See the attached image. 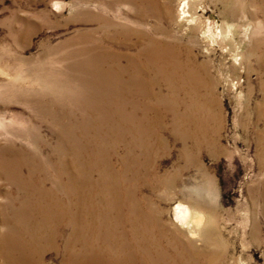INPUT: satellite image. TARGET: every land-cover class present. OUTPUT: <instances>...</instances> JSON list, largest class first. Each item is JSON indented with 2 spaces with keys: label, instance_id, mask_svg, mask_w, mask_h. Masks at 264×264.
I'll return each instance as SVG.
<instances>
[{
  "label": "rangeland",
  "instance_id": "obj_1",
  "mask_svg": "<svg viewBox=\"0 0 264 264\" xmlns=\"http://www.w3.org/2000/svg\"><path fill=\"white\" fill-rule=\"evenodd\" d=\"M184 3L188 7L180 19ZM132 6L115 0H0V160L14 157L20 165L16 171L2 168L0 211L6 215L13 205L39 208L32 193L17 192L23 182L34 193L48 191L58 204L52 213L68 218L78 206L81 213V205H74L78 185L90 183L92 205L86 208L106 222L99 227L92 216L86 229L77 224L86 236H70L72 242L71 229L58 228L50 248L45 238L30 237L46 234L47 228L21 215L15 245L31 250V264H64L66 258L73 264L77 256H89L88 245L95 247L93 253L111 252L105 244L114 240L115 219L131 240L132 227L143 228L136 222L140 215L172 229L184 246L199 243L200 248L186 250L189 260L264 264V114L256 115L264 106V0H141ZM137 13L148 26L146 39L169 43L182 60L189 55L193 68L201 66L199 80L208 84L172 97L169 115L160 100L132 97L154 108L146 114L152 131L145 129L142 141L134 125H118L113 98L98 96L102 87L82 76L96 95L84 94L79 80V72L86 71L80 65L85 41L122 50L114 28L132 34ZM225 25L230 29L220 40ZM129 35L126 40L135 42ZM151 83L150 90L162 95L164 80ZM207 88L219 104L213 114L219 120L207 122L200 110ZM195 105L197 125L182 141L170 119L184 109L192 117ZM106 106L104 119L94 107ZM13 197L17 201L11 205ZM178 205L203 215L207 232L200 240L206 243L174 227ZM6 230L0 226L1 234ZM2 252L0 264H10Z\"/></svg>",
  "mask_w": 264,
  "mask_h": 264
},
{
  "label": "bare ground",
  "instance_id": "obj_2",
  "mask_svg": "<svg viewBox=\"0 0 264 264\" xmlns=\"http://www.w3.org/2000/svg\"><path fill=\"white\" fill-rule=\"evenodd\" d=\"M115 1L124 3L130 8L133 7L132 4L140 5L141 2V0ZM144 4L147 5L148 2ZM187 7V4L184 3L182 5V9L179 10L178 17L180 19L184 18ZM138 11H140V9ZM132 19L137 24L134 27L135 31L130 35L119 33L120 30L117 26L116 28L112 27L122 41L121 48L119 47L122 50L112 47H109L108 49H100L97 48V46L92 45L90 40L85 41L84 47L86 54L83 53V60L80 65L82 66L83 64L86 67V71L79 72V80L84 94L86 92L91 95H96L93 94V89L90 87L87 88L85 81L81 78L82 76H84L86 80L92 79L99 87H102L103 94L98 96L104 99L108 97L113 98L114 101L110 99L106 100H110L114 103L118 125L122 126L126 124L132 127L134 125L135 128L139 130L136 132L134 131L136 138L138 141H142L145 136V129L151 130V123L146 114L154 108H152L153 106L149 107L151 105L148 106L144 103H140L132 97H137L150 102L152 100H160L164 110L163 112L166 115H169L173 112L170 103L172 97L184 94L186 87L193 86V88L189 89L195 91L199 85L204 82L199 80L201 71L200 64H198V70L195 67L193 68L195 61H193L189 55H187L189 58L187 57L185 60L180 59L179 56L176 57V53L173 52L174 47L169 43L162 42V45H158L155 42H150L149 40L151 39L147 40L145 37L148 35V26L144 23L140 14H133ZM225 28V33H221V30L219 32L220 40H224L229 32L230 28L227 27V25H225ZM217 30H219L218 27L216 31ZM127 35L134 38L135 42L131 43L132 41L126 40ZM110 42L115 43L113 40H110ZM138 46H140V48L137 51L134 53L130 52L132 48ZM71 54H73V52ZM79 56L81 58L82 53H80ZM67 75L68 74L65 75V79ZM204 75L208 77L206 71H204ZM155 79L164 80L165 89L164 92H162V95H160V90L155 91L157 93L150 90V87L152 86L151 80ZM145 80L148 82L144 83ZM194 84L197 86H194ZM204 84L208 85L206 83ZM208 88L204 90L205 98L202 107L200 108V110H204L207 122L212 121L213 119H218L216 116L214 117L213 114L219 109V104L216 103V100L214 105L212 94H209L210 90ZM127 97L129 98L127 99ZM196 101L197 100L195 99V102ZM94 109L100 114V117L104 119L107 118V116L102 115L103 111L107 110V106L106 108L94 107ZM195 109L194 114L192 113V117L190 116V113L188 114L184 109L182 110V114L175 115V118L170 119L177 127L179 138L182 141L187 140L189 134L191 135L193 126L197 125L194 118L197 115L198 109L197 107ZM262 109H264V106L258 107L256 115L263 118L264 110ZM211 117H213L212 120ZM199 123H202V121L200 120ZM203 129L208 132L207 126ZM65 155H68L66 150ZM65 165L69 166V163H66ZM65 165L63 164V168ZM19 167L20 165L16 162L14 157L2 158V160H0V175H3L2 168L9 171H16ZM69 182L73 183L72 179H70ZM78 187L81 194H75L76 203L74 205H81V213H79L80 206H78L76 208L78 212H75L73 216L68 218L65 216V219L60 214L52 213L54 206H58V204L57 200L52 198L48 191L39 190L38 193H34L35 191L30 189L29 185L26 183H17L16 190L19 195L23 191H27L26 196L32 193L36 197L39 208L32 209L30 207L23 206L16 207L13 203L17 201V198L13 197V199L10 200V203L13 206L9 209V212L4 215L0 211V226L7 227V230L3 234L0 233V253L4 251L2 252V256L5 257L3 258L4 261H7L10 264H31L27 262L31 260V258H28L32 254L31 250L27 248L22 251L21 248L14 243L18 239V229L21 222V215L25 216L28 222H39L41 225H37L38 228H40V226L45 229L47 228L46 234L36 233L30 237L35 242L45 238V242L49 244L48 246H50V248H52L54 246V242H56L53 232L58 228H62V230H64L65 227H68L71 229V233L68 236V240L70 242L73 241L70 236L85 238V229L87 226L92 225L89 220L92 219V216L93 220L98 218L96 215L94 217V215H92L93 213L89 212V209L86 208L89 205H92L90 199L92 191L90 190L91 184L87 183L82 186L79 184ZM112 207L111 209L113 211ZM174 213L176 221L174 227L177 230H180L181 234L183 233L190 239L197 237L200 240L202 233L207 232L206 225L201 227V223L203 221V215L201 213L198 214L183 205H178L175 208ZM127 214L129 213L127 212ZM141 215L144 216V214ZM136 218L137 224L143 226V228L141 229L139 226L136 228L132 227L130 230L131 240L126 239V236L118 230V221L115 219L116 227L114 240L105 244L111 252L108 254H103L102 252L93 253V251H96L95 247L88 245L90 247H87L86 251H90L89 256L84 257L83 255H79L75 258L73 264H208L206 261L200 259L189 260V257H185L186 250L190 249V251L187 250L190 253V246L200 248L199 243L195 244L193 242H189V246H184L180 241V238L172 229L169 230L155 224L153 225L140 215H136ZM104 222V218L98 219L99 227H101L102 223L104 225ZM77 224L84 226V231L77 230L75 228L78 226ZM145 229H149V231ZM109 238L111 237L109 236ZM198 241L196 240V242ZM199 242L206 243V239H202ZM147 243L148 245H146ZM84 247L86 246L84 245ZM208 248H211V246L208 245ZM68 261V258L64 260L66 264H70V261L69 263Z\"/></svg>",
  "mask_w": 264,
  "mask_h": 264
}]
</instances>
